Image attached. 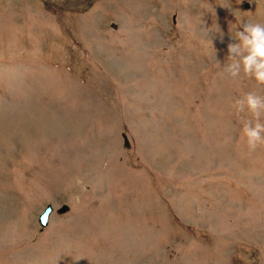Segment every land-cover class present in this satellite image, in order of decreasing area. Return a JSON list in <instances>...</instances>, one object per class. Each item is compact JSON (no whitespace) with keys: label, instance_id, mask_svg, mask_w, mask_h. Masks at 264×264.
<instances>
[{"label":"rangeland","instance_id":"374dc122","mask_svg":"<svg viewBox=\"0 0 264 264\" xmlns=\"http://www.w3.org/2000/svg\"><path fill=\"white\" fill-rule=\"evenodd\" d=\"M248 22L264 0H0V264H264Z\"/></svg>","mask_w":264,"mask_h":264},{"label":"clouds","instance_id":"9594fccd","mask_svg":"<svg viewBox=\"0 0 264 264\" xmlns=\"http://www.w3.org/2000/svg\"><path fill=\"white\" fill-rule=\"evenodd\" d=\"M242 31L235 35V43L228 45L227 72L232 78H238L241 72L245 77L255 79L258 85H264V25L248 22L242 25ZM237 113L247 110L251 116L243 124L241 139L249 152L264 145V97L249 92L233 104Z\"/></svg>","mask_w":264,"mask_h":264},{"label":"water","instance_id":"95a60500","mask_svg":"<svg viewBox=\"0 0 264 264\" xmlns=\"http://www.w3.org/2000/svg\"><path fill=\"white\" fill-rule=\"evenodd\" d=\"M69 206L68 205H63L62 207H60L57 212L59 214H65L69 211ZM53 206L52 205H47L46 208L44 209V211L40 214L39 218H38V221H39V224L41 226V229L43 230L45 227L48 226V223H49V218H50V215L52 214L53 212Z\"/></svg>","mask_w":264,"mask_h":264},{"label":"bare ground","instance_id":"6f19581e","mask_svg":"<svg viewBox=\"0 0 264 264\" xmlns=\"http://www.w3.org/2000/svg\"><path fill=\"white\" fill-rule=\"evenodd\" d=\"M48 128H49V127H48ZM46 131H47V129H46ZM53 131H54V129H53ZM53 131H52V132H53ZM52 132H51V133H52ZM45 137H46V136H45Z\"/></svg>","mask_w":264,"mask_h":264}]
</instances>
